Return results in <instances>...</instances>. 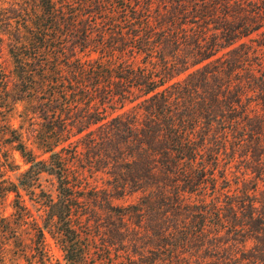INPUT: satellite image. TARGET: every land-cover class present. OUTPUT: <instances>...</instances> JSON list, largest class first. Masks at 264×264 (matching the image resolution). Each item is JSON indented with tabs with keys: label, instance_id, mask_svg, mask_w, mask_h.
I'll return each mask as SVG.
<instances>
[{
	"label": "trees",
	"instance_id": "16d2710c",
	"mask_svg": "<svg viewBox=\"0 0 264 264\" xmlns=\"http://www.w3.org/2000/svg\"><path fill=\"white\" fill-rule=\"evenodd\" d=\"M33 1L0 14V99L49 158L3 126L0 208L45 213L39 264L46 235L65 264H264V0Z\"/></svg>",
	"mask_w": 264,
	"mask_h": 264
},
{
	"label": "rangeland",
	"instance_id": "374dc122",
	"mask_svg": "<svg viewBox=\"0 0 264 264\" xmlns=\"http://www.w3.org/2000/svg\"><path fill=\"white\" fill-rule=\"evenodd\" d=\"M34 7L35 2L33 0H0V14H6L10 17H14L10 12L12 9H16L17 11H22V9L32 11ZM1 19L4 20L5 17L0 18V20ZM17 21L20 22L18 18L13 19V25H16ZM0 25H2L1 22ZM2 36L4 37L5 35L0 34V37ZM2 64L8 74L12 69V64L5 47L3 48ZM5 81L6 79L4 76L0 74V95L4 94V84L2 82ZM2 102L3 101L0 99V147L8 149V155L10 157L13 156L14 160L20 165L21 169L19 172L27 169V165L20 154L14 152L11 147L8 146L7 140L5 141L7 145L4 144V140L1 137L3 126L6 124L11 125L14 129H17L23 134L24 141L28 148L32 150L38 159H48L49 154H46L44 150L38 146V141L31 133V129H27L28 122L25 117L24 107L22 105H13L12 103L4 104L6 102ZM253 107L254 111H256V108L259 106L253 104L252 108ZM257 110L259 114L264 115L261 109L257 108ZM29 116L34 120H38V117L33 114H29ZM0 163L2 165L5 163V156L2 151H0ZM8 175L15 180L19 176V173H10ZM103 180H105V175L97 174L90 178V183L92 185L99 184V186H101ZM53 183L54 181L51 178L44 177L41 185L45 189H52ZM261 188H264L263 184H261ZM22 197L23 200L26 201L25 203L31 212L25 213V221H23L19 213H12L13 209L10 204L14 199V195H9L6 202H2V207L0 208V211H2V213H0V264H39V259H36L38 256H36L37 254L35 252L36 229L43 223L45 213H41L39 206L30 202L29 197L26 196L24 192H22ZM139 197L140 194H134L123 199H115L114 203L120 206H126L136 202ZM45 241V262L47 264H65L64 256L58 243L52 239L50 235H46ZM100 258L101 255H97L93 257L92 261L90 260L88 264H112V260H106L104 263H100L98 262Z\"/></svg>",
	"mask_w": 264,
	"mask_h": 264
}]
</instances>
